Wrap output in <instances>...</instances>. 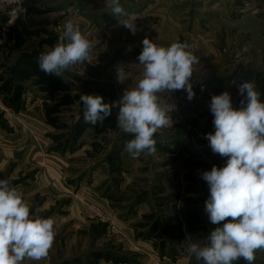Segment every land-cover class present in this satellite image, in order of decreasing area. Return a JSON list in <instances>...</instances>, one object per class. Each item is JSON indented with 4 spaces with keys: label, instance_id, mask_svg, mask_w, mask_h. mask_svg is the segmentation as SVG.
I'll use <instances>...</instances> for the list:
<instances>
[{
    "label": "crops",
    "instance_id": "crops-1",
    "mask_svg": "<svg viewBox=\"0 0 264 264\" xmlns=\"http://www.w3.org/2000/svg\"><path fill=\"white\" fill-rule=\"evenodd\" d=\"M120 5L127 15L115 17L112 15L111 8L107 7V0H31L27 7V13L31 26H38L37 24L42 21L46 25L47 23L58 24L60 20L62 22L71 20L74 24H78L82 33L86 34L96 45L92 51L98 56L97 59L104 62L105 75H110L112 68L124 67L125 70L120 72L124 73V81L131 86L137 85L139 79L142 78L143 66L139 64L138 56L142 51L144 38L163 47H168L173 42L187 43L191 47H202L208 46L209 43L214 45L213 35L227 27L240 31L241 29L248 30L247 44L256 43L264 38V0H120ZM193 5L195 6L192 8ZM189 11L194 12V16L191 18ZM133 18L137 26L134 35L129 29L118 24V20ZM4 24L5 18L0 16V26L2 27ZM36 26L26 34L23 33V28L19 29V32H15L16 38L8 49L10 66L15 64L22 52H30L34 49L49 51L58 42L59 35ZM91 60L94 61V58L91 57L90 61L83 64H77L73 70L66 71L63 78L60 77L62 82L73 88L72 91H57L52 95H47L32 85L33 79L23 82L16 80L24 87L26 83L29 84L41 94L34 95L25 87V92L22 95V107L16 111L9 108V111L6 112L9 117L7 122L12 130L7 133L3 125L0 124V147H5L8 150L7 160L15 161L19 152H21L22 160L27 161L29 158L33 160L34 156H39L42 153L37 152L38 149L33 153L32 148H36V144H38V148L49 145L52 141L49 136L54 134L50 132L52 129L59 131L58 133L66 134L65 137L68 139L60 146V157L55 153L44 154L47 156L45 161L51 163L44 165L45 169L49 174L52 173V177L60 178L62 174L60 166L56 162L67 167L68 170L67 164L71 161L72 168L70 169L85 171L82 182L79 181L74 186L77 191V201L84 200L97 204L99 208L101 207L107 212L116 226H119L120 223L115 218V211L120 210L124 204L112 201L111 195L116 193L115 191L121 190L132 179H136L143 186L149 185L151 189L144 188L143 194L154 191L157 193L156 195L163 193V195L178 193L181 196L208 195V185L201 178L203 171H209L207 164L202 168L208 157L203 155V158L200 156L193 158L188 153H182L179 157L174 156L175 151L182 145L181 142H178V138L173 137L174 132H165L159 129L153 137L156 141L155 153L141 154L138 158H132L127 152L126 155H123L126 142L133 137L131 134L123 132L115 124L118 109L113 108L112 113L105 118L103 124L98 123L92 126L84 120L85 107L82 105L77 112L72 113L70 120L72 123L67 126L66 121L68 120L62 112V109L67 107L64 105L61 107L60 113L57 114L62 127L56 129L46 123L42 102L51 103L67 95L66 93H70L78 100L82 94H86L100 95L104 98V102H113L111 87L98 77L97 67ZM130 66H136L142 70L134 79H131V72L126 70V67ZM217 85H221V83L218 82ZM209 93V88L198 91L196 96L199 100L195 99L197 101H194L195 105L200 108H208L207 95ZM51 99L52 101H50ZM237 103L234 102L233 107ZM76 131H78L77 135H75ZM103 135L111 139L112 149L106 155L105 161L98 164L90 163L91 159L96 158L93 156H99L101 153L96 149V142ZM113 136L116 138H112ZM33 139L36 141L35 145ZM117 139L120 142H117ZM91 156L93 158L90 159ZM89 166L92 169L89 170ZM116 172H120L121 182L116 176H113ZM70 174L72 173L70 172ZM104 175L107 177L109 175V178L113 176L112 190L107 189V186L100 187L99 184L106 180L103 179ZM190 189L191 191H188ZM184 199L180 200V204H182L180 208L189 209L194 201L191 200V197ZM77 201L72 200L70 205L78 208L80 205ZM154 209L155 206L151 202L140 201L134 211L141 210L144 214ZM203 225L206 226V223H201L202 229H199L200 225L196 224L190 227L187 232V235H191L194 241L201 244L206 243L207 236L201 234ZM147 242L151 244V249L147 253L149 259L146 262L141 263V260L137 258L135 262L127 263L121 259L120 261L105 257V264H155L157 259V264H203L187 251L185 254L182 252L166 254V252L156 251L152 242ZM175 245H178L177 241H175ZM256 260L264 262V256H256L255 262Z\"/></svg>",
    "mask_w": 264,
    "mask_h": 264
},
{
    "label": "rangeland",
    "instance_id": "rangeland-1",
    "mask_svg": "<svg viewBox=\"0 0 264 264\" xmlns=\"http://www.w3.org/2000/svg\"><path fill=\"white\" fill-rule=\"evenodd\" d=\"M193 11H189L190 18L194 16ZM208 14L210 15V13ZM66 22L60 20V34L63 32ZM43 24L45 23L42 21L37 24L38 26H35L37 28H44ZM47 25L51 26L52 24L47 23ZM35 26H31L30 19L26 15L23 26L20 27L23 28L22 31L26 34ZM17 31L19 32V29H15L13 32L14 40L16 38L15 32ZM213 39L214 45L209 43L208 46L191 47L188 44V50L199 60L198 63L193 65L192 84L195 93L194 98L188 100L187 93L182 90L174 93L166 92L159 94L163 102L174 109L172 114L178 119L177 124L174 126L160 129L165 132H174L173 137L178 138V142L182 143L181 147H178L173 155L179 157L182 153H188L193 158H197V156L203 158V155H205L208 159L203 163L202 168L207 164L209 171L213 165L223 167L226 164L227 158L214 154L209 147V142L205 137L206 134L210 132L214 133L215 131L213 125L214 116L210 112V107L200 108L198 105H195V102H197L195 99L199 100L196 93L209 88L210 93L207 95V101L210 106L213 95H219L227 91L230 93L232 105L234 102H238L234 108L239 109L244 106L241 104V101L245 99L246 94L245 96L239 94L238 85L245 81H251L255 83L257 91L261 94L259 97L261 102H264V38L256 41V43L251 42L247 44L249 40L248 30L241 29L240 31L227 27L220 29L216 35H213ZM1 46L0 78H10L13 75L8 53L10 47ZM90 55L94 58V61H91L97 67L98 77L112 89V101L121 99L127 88H135V84L131 86L126 81L123 83L118 81L117 71L125 70L124 67L118 69L112 68V73L106 76L104 62L97 59L98 56L93 54V51ZM126 70L131 72V79H134L137 74L142 72L136 66L126 67ZM218 82L221 85H217ZM25 87L34 95L41 94L27 83ZM69 90L72 91L73 88L69 86ZM66 94L65 96L69 100V105L67 104V107L62 109V112L65 118H67L68 121L66 123L69 126L72 123L70 121L72 113L77 112L83 103L70 93ZM11 103L8 94H0V124L3 125L6 130L5 132L12 130V127L8 125L7 121L9 117L6 112L9 111V108L16 111ZM20 107H22L21 104L19 105ZM115 124H117L116 121ZM50 132L54 134L49 136L50 140L52 139L49 145H43L38 148V144L33 139L34 145L36 144V148H32L33 153H35L36 149H38L37 152L42 153L39 156H34L33 160L30 158L27 161L22 160L21 152H19L15 161L13 159L7 160L8 150L5 147H0V179H9L11 185L22 193L24 200L30 207L32 215L42 218L51 217L55 222L54 230L56 236L48 257L38 262L25 260L24 264H61L67 261L72 262L71 264H90V262H93L92 264H105V257L121 259L124 262L127 261V263L135 262L138 258L141 260V263H144L149 259L147 253L151 249V244L147 241L152 242V246L155 247L156 251L161 252L159 240L162 239L164 242V246L162 247L163 253L169 254L171 251L176 254L179 252L185 254L187 246L183 242L190 227L197 224L200 225L199 229H202L201 223H206V226L203 225L202 235H209L216 227V225L209 221L208 215L205 212V201L210 195L209 188L208 195L189 194L181 196L178 193L156 195L157 193L154 191L143 194L142 190L144 188H151L147 184L143 186L136 179H132L121 190H117L115 191L116 193L111 195L112 201L123 202L124 204V206L120 207V210L115 211V218L120 223L118 224L119 226H116L113 219L107 215V212L101 207L99 208L97 204L95 205V203L84 200L77 201V191H75L76 188L74 186L79 181L82 182L85 171L70 169L72 168L71 161L68 164L64 161L70 170H67V167L56 162L60 166L62 174L60 178L55 174L53 175L56 177H52V173L49 174L45 169L44 165L51 163L45 161L47 156L44 154L55 153L60 157V146L68 139L65 137L66 134L64 135L62 132L58 133L59 131L57 132V130L52 129ZM112 138L116 137L113 136ZM110 140L104 135L100 137L99 141L96 142V149L101 153L99 156H93L96 157L95 159H91L93 158L91 156L90 163L94 162V164H98L106 160V155L112 149ZM116 141L120 142L118 139ZM125 153L126 151L123 152V155ZM88 169H92L91 166ZM194 170L196 169L194 168ZM119 175L120 172H116L113 176L119 179ZM112 177L109 178V175L108 177L104 175L103 179L105 178L106 180L99 184L100 187L107 186V189L112 190L111 185L114 183ZM119 180L120 182L122 181V179ZM203 182L205 181L203 180ZM113 188L115 190V187ZM188 191H191V189ZM190 197L194 202L191 203L189 209H181L182 204H180V200ZM72 200L79 202L80 206L74 208L73 205H70ZM140 201L151 202L154 204L155 209L144 214L141 210L134 211ZM88 203L94 204L102 212V215L100 217L94 216L95 214L90 209ZM149 213L152 214L151 219L143 217ZM164 221H169V225L164 227V229L160 227L162 228L159 236L161 237L160 239L152 241L153 239L150 240L141 236L148 231L150 224H155L159 227L162 226ZM171 224L179 226L180 234L174 229H172L173 231L171 230ZM142 225L143 227H141ZM170 231L172 232L169 234ZM175 241L178 242V245H175ZM255 256H264V250H257ZM157 263L158 259L155 264ZM234 264H246V261L240 259L234 262ZM253 264H264V262L256 260Z\"/></svg>",
    "mask_w": 264,
    "mask_h": 264
},
{
    "label": "clouds",
    "instance_id": "clouds-1",
    "mask_svg": "<svg viewBox=\"0 0 264 264\" xmlns=\"http://www.w3.org/2000/svg\"><path fill=\"white\" fill-rule=\"evenodd\" d=\"M107 7L115 17L127 15L120 0H107ZM118 24L133 35L137 31L134 18L118 20ZM142 45L138 60L143 72L135 88H127L121 99L109 103L100 95L80 96L84 120L92 126L103 124L113 108L118 109V128L133 137L124 148L132 158L154 154V134L173 124L174 109L160 93L182 90L188 100L194 98L193 65L199 62L187 43L163 47L144 38ZM94 47L79 25L69 20L53 48L38 56V69L63 78L77 64L90 61ZM117 78L123 83L124 73L117 72ZM238 91L246 94L241 108L233 107L227 91L213 95L209 106L215 131L205 138L214 154L227 158L223 167L213 165L201 173L210 192L205 212L216 227L204 244L191 235L183 242L203 264H234L240 259L253 264L257 250H264V102L254 82H242ZM54 223L51 217L32 215L22 193L9 179H0V264L46 259L56 236Z\"/></svg>",
    "mask_w": 264,
    "mask_h": 264
},
{
    "label": "trees",
    "instance_id": "trees-1",
    "mask_svg": "<svg viewBox=\"0 0 264 264\" xmlns=\"http://www.w3.org/2000/svg\"><path fill=\"white\" fill-rule=\"evenodd\" d=\"M1 30V26H0ZM46 52L42 49H34L30 52H22L19 57L17 58V61L14 65L11 66V70L13 72V75L10 78H0L1 84H0V94H8L9 99L11 100V105L15 110L19 109V105L22 104V95L25 92V87L22 83L23 81L31 80L32 85L36 86L39 91L44 92L47 95H52L56 93L57 91H67L69 90V86L62 82L61 78L59 76L55 75H48L43 72H41L38 69L37 65V58L38 56ZM16 80L20 82H16ZM69 103V100H67L66 96L60 97V99L55 100L51 103H48L46 101L42 102V108H43V116L49 125L52 127L59 129L62 127L59 123L58 113H60V109L62 106L67 105ZM78 134V131H76L75 135ZM146 219H151L152 214H145L143 216ZM169 225V221H164L162 226H157L155 224H150L148 227V231L145 232V234H142L144 238H148L152 241L156 239H160V232L161 229ZM171 230L174 229L178 234H180L179 226L176 224H171ZM143 227V225L141 226ZM162 227V228H160ZM166 229V228H165ZM173 231V230H172ZM170 231L169 234L172 232ZM159 248L161 249V252H163V246L164 242L162 239L159 240ZM173 254V252H169ZM72 262H65L61 264H71ZM93 262H90L92 264Z\"/></svg>",
    "mask_w": 264,
    "mask_h": 264
},
{
    "label": "built area",
    "instance_id": "built-area-1",
    "mask_svg": "<svg viewBox=\"0 0 264 264\" xmlns=\"http://www.w3.org/2000/svg\"><path fill=\"white\" fill-rule=\"evenodd\" d=\"M31 0H0V16L5 18V24L1 27L0 30V45L9 47L14 42V30L20 29V26H23V21L27 13V7ZM44 29L51 31L60 36V23L53 24L52 26H48L46 24L42 25ZM173 124L163 127L170 128L177 124L178 119L174 117L172 112L170 113ZM90 205V209L94 212V216L100 217L102 212L92 204Z\"/></svg>",
    "mask_w": 264,
    "mask_h": 264
}]
</instances>
